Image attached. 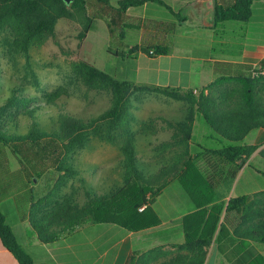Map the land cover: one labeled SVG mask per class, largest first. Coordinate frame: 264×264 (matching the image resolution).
Masks as SVG:
<instances>
[{"label":"trees","instance_id":"obj_1","mask_svg":"<svg viewBox=\"0 0 264 264\" xmlns=\"http://www.w3.org/2000/svg\"><path fill=\"white\" fill-rule=\"evenodd\" d=\"M147 1L163 3L162 0H118L116 4L110 0H71L69 3L64 0H0V32L8 29L11 32L12 48L26 55L30 48L41 46L54 36L56 23L61 17L79 23V40H83L93 28L95 19L105 18L110 38L117 39L123 48L125 29H139L141 26L140 21L127 14V9ZM220 1L217 0L215 4L213 25L227 20L248 19L252 0ZM155 26L166 27L164 35L157 41L163 46L168 45L174 23L158 21ZM159 43L132 46L127 53H134L138 49L144 52L152 50V54L167 52L168 48ZM121 52L122 55L125 54L123 49ZM71 67L89 88L110 89V106L88 121L61 114L59 134L39 130L34 120L26 133H11L2 120L11 115L13 108L25 107L31 114L34 111L33 107H29L33 99L24 93L15 95V90L12 89L7 102L0 105V202L11 197L20 219L34 217L54 197L53 190L35 199L34 182L49 170L59 173L55 185L59 184L65 174L73 173V168L66 163L67 156L87 143L90 132L115 142L118 141L119 132L125 131L120 142L124 163L121 185L109 194L89 196L86 193L88 198L81 205L70 199L55 200L54 208L42 211L41 217L32 219V225L40 239L49 241L58 233L71 230L86 220L114 223L132 231L155 226L160 223V219L151 205L171 180H177L195 207L182 217L185 239L181 247L191 248L195 253L192 260L196 264H202L206 248L214 238L219 253L232 264H244L246 257L236 255L246 245L249 246L250 242L234 236L230 228L233 218L245 216L243 208L252 207L256 203H248L246 195L231 197L227 204L215 202V190L223 180L235 177L246 159L258 147L244 144L243 139L250 130L264 127V57L255 65L232 61L212 63L215 78L201 88L198 94L190 89L186 90L185 95L190 99L194 111L210 129L209 137L224 141L225 144L220 148L199 147L194 151L185 149L174 161L150 174H145L140 169L133 137L127 133V124L131 118L128 110L129 94L146 88L120 80L85 59L74 58ZM225 83L234 86L225 88ZM154 90L170 96L177 95L176 90ZM193 119L191 116L185 124L172 125L176 130L172 140L163 142L160 146L190 140ZM180 135L182 138L178 140ZM262 152L264 154V149ZM10 155L17 162L15 168L11 166ZM256 206L264 214V204ZM58 223H64L61 231H50L49 227ZM257 235L256 242L261 243L260 248L263 250L264 223ZM0 239L19 264H47L35 262L21 247L1 209ZM258 243L256 246H259ZM250 248L245 255H252L255 251L254 246L250 245ZM260 260L263 261V258ZM131 263L132 257L127 264ZM259 263L256 256L255 264Z\"/></svg>","mask_w":264,"mask_h":264},{"label":"crops","instance_id":"obj_2","mask_svg":"<svg viewBox=\"0 0 264 264\" xmlns=\"http://www.w3.org/2000/svg\"><path fill=\"white\" fill-rule=\"evenodd\" d=\"M110 1L116 4L118 0ZM162 1L163 3L147 1L134 7L144 9L148 3H157L164 7L166 12H162L160 8H157L158 12L155 13L148 14L144 10L129 13L127 9V14L140 21L141 26L139 29H134L136 41L130 44L124 43V55H122L121 50H116V55L113 53V56L120 63L117 68L113 67V69L108 71L109 74L120 80L129 81L136 86L146 88L142 90L159 88L185 93L186 90L191 89L193 92L197 91L198 93L201 88L215 78L212 69L214 61H232L255 65L264 57V35H255V33H260V31L264 30V0L251 1L249 17L242 23L222 21L216 25H205L203 23L204 8L201 5L202 0ZM216 2L217 0H214V4ZM158 21L174 23L175 25L173 33L169 34V44L164 45L166 49L168 48V51L162 54H150L149 51L144 52L138 49L134 53L128 54L127 51L132 46L141 47L159 43L157 40L164 35L166 27L157 28L155 22ZM223 23L231 24L233 32L231 36L225 37L223 35L222 31L225 28ZM254 23L261 24L260 31L253 29L250 37L244 33L240 35L241 31H247L249 26H254ZM216 29L219 30L216 31ZM129 33L130 29H125L124 38ZM182 36L187 37L188 41H179L178 38ZM197 39H202L200 44L202 49L200 50L197 49L199 45ZM232 42L237 45L236 51L225 52L227 44ZM160 45L164 47L162 44ZM216 45H220L221 48L219 52L214 53ZM161 98H167V96L162 95ZM181 103L183 104L179 109L187 111V101L182 99ZM172 117H169L166 113H159V118L163 121H167ZM195 120L196 114L194 113V122ZM164 128L166 129V127ZM149 134L151 133L149 132ZM190 142L188 148L192 150L191 139ZM243 143L257 145L258 147L246 159L235 177L225 179L219 183L215 190V202L227 204L231 197L246 195L248 196V203H256L252 207L243 208L244 217L237 216L233 218L230 232L234 236L247 239L250 245L255 248L252 255H245L247 249L250 248V245H246L236 255L238 257L243 255L246 257L244 264H255L256 256L258 261H260L259 264H264V249L260 248L261 243L256 242L257 233H260V228L264 223V214L261 213V209L256 205L264 204V187L251 190L238 188L239 181L245 173L252 175L247 170L252 160L258 156L260 161L264 163V154L262 152L264 149V127L250 130L245 135ZM105 144H111V142ZM120 145H117L118 150H120ZM95 147H98V145ZM173 148L176 149L177 147L174 146ZM166 149L169 151L171 146ZM175 157L176 155H173V157L170 156L166 160L174 161ZM117 158L123 160V156H118ZM254 169L256 173H263L261 167ZM47 180L48 182L53 181L52 177ZM37 182L33 183L34 189L38 185ZM54 182L56 181L54 180L52 183L54 184ZM164 188L155 197L151 205L159 216L160 223L137 231L128 230L114 223L86 220L71 230L66 229L58 233L49 241H43L34 229L32 219L41 217L40 213L42 211L51 210L50 204L38 211L34 217L29 216L25 219L19 218L15 204L12 208L10 201H13V199L11 197L5 198L0 202V209L16 241L38 263L127 264L132 257L131 264H196V261L192 260L195 255L194 251L191 248L181 247L185 239L182 217L192 212L195 207L189 197L182 195L180 192H166ZM42 190L40 193L35 194V199L46 194L47 191ZM63 194L60 195L62 196ZM7 203L11 205L10 221L7 219V213L3 210V206ZM232 216L233 212L230 213V218ZM63 225L64 223L53 224L49 229L50 231H61ZM256 243L259 246H256ZM261 258H263V261L260 260ZM0 264H19L13 254L3 245L1 239ZM202 264L232 263L223 254L219 253L213 238L210 245L206 248Z\"/></svg>","mask_w":264,"mask_h":264},{"label":"rangeland","instance_id":"obj_3","mask_svg":"<svg viewBox=\"0 0 264 264\" xmlns=\"http://www.w3.org/2000/svg\"><path fill=\"white\" fill-rule=\"evenodd\" d=\"M157 8L166 12V9L157 3H148L144 9L131 6L128 12L135 13L144 10L149 14L158 12ZM226 22L242 23V21L233 20ZM223 24H225L223 35L231 36L233 34L231 24ZM260 25V23H254V26H249L247 31H241L240 35L244 33L250 37L253 29L260 31ZM79 29V23L61 17L56 23L54 36L48 38L43 45L30 48L26 55L12 48L10 45L11 32L8 29L0 32V105L7 102L13 89L15 95L28 94L33 99L29 107L34 108L32 114L25 107L13 108L10 111L11 115L9 114L2 120L9 132L24 134L34 120L39 130L59 134L61 114L73 115L88 121L110 106L112 99L110 89L89 88L72 69L71 61L74 58L85 59L95 67L108 72L113 67L117 68L120 63L113 53L123 48L118 44L117 39L110 38L105 18L95 19L93 28L83 40L77 38ZM135 34V30L130 29V33L122 40V44L135 42ZM255 35L263 36L264 30ZM178 40L184 42L188 41V38L182 36ZM197 40L199 43L197 49L200 50L202 39ZM220 48V45H216L214 53L219 52ZM236 48L237 45L232 42L227 44L225 52H235ZM233 86L234 84L225 83L224 87L232 88ZM194 94H198L197 91ZM162 95L167 98L162 99ZM182 99L187 101V111L179 109L183 104ZM128 110L131 118L127 124V133L133 137L138 164L145 174L156 172L161 166L172 162L167 161L166 158L177 156L183 150L189 149L190 140L173 142L165 147H161L160 144L172 140L176 132L172 125L185 124L189 117L194 118V113L196 120L194 122L193 119L194 125L192 123L191 149L194 151L199 147L220 148L225 144L224 141L209 137L210 129L194 111L185 93L177 92V95L170 96L155 90H134L129 94ZM159 113H166L169 117H173L163 121L159 118ZM125 133V131L119 132L118 141L114 144L112 142L105 144L110 141L90 132L87 145L77 147L67 156L66 163L73 168V173L65 174L59 184L55 185L59 173L54 170L47 171L38 182L36 181L38 185L35 186V194L40 193L42 189V191L46 190V193L54 190L52 192L54 197L49 206L53 208L56 206L55 200L70 199L81 205L88 198L85 192L89 196L109 194L123 181L124 163L122 159L117 158L123 154L117 149V145L120 144ZM180 138L182 135L177 139ZM97 145L98 147H95ZM170 146L171 149L167 151L166 148ZM174 146L177 148L174 149ZM10 158L11 166L15 168L17 162L11 155ZM197 163L201 165L200 162ZM258 167H261L263 173L255 172L254 168ZM247 170L252 175L245 173L239 181L238 188L251 190L264 187V163L260 161V157L257 156L252 160ZM50 177L56 181L54 184L53 181L48 182L47 179ZM43 182L45 183L41 184ZM164 190L171 193L180 192L188 197L177 180H173ZM10 202L13 208L14 203ZM10 206L9 203L3 206L8 221H10Z\"/></svg>","mask_w":264,"mask_h":264},{"label":"water","instance_id":"obj_4","mask_svg":"<svg viewBox=\"0 0 264 264\" xmlns=\"http://www.w3.org/2000/svg\"><path fill=\"white\" fill-rule=\"evenodd\" d=\"M69 3L71 0H64ZM201 5L204 8L202 21L205 25H212L215 20L214 0H202Z\"/></svg>","mask_w":264,"mask_h":264},{"label":"built area","instance_id":"obj_5","mask_svg":"<svg viewBox=\"0 0 264 264\" xmlns=\"http://www.w3.org/2000/svg\"><path fill=\"white\" fill-rule=\"evenodd\" d=\"M149 53H150V54H152V53H153V51H152V50H150V51H149Z\"/></svg>","mask_w":264,"mask_h":264}]
</instances>
